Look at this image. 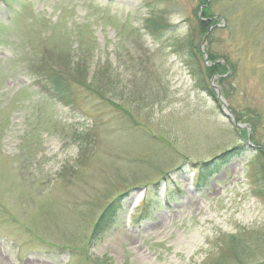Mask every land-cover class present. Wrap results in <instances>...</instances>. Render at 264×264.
I'll use <instances>...</instances> for the list:
<instances>
[{"label": "rangeland", "instance_id": "rangeland-1", "mask_svg": "<svg viewBox=\"0 0 264 264\" xmlns=\"http://www.w3.org/2000/svg\"><path fill=\"white\" fill-rule=\"evenodd\" d=\"M0 264H264V0H0Z\"/></svg>", "mask_w": 264, "mask_h": 264}, {"label": "trees", "instance_id": "trees-1", "mask_svg": "<svg viewBox=\"0 0 264 264\" xmlns=\"http://www.w3.org/2000/svg\"><path fill=\"white\" fill-rule=\"evenodd\" d=\"M207 3L209 4V0H206ZM212 20L213 19H209V20H205V21H202L201 24L203 27H206L207 28V33H208V36L210 37L211 35H213V33L215 32V30L217 29V27H215V25H213L212 23ZM208 37V38H209ZM223 58H214L212 59L213 60V64L211 66H206V70L209 72V73H212L213 77H218L220 81H224L225 78H226V72L224 70V64L221 62ZM221 75V76H219ZM217 166H214L213 168H216ZM206 172L204 170H201L199 172V174L197 175L196 177V181H197V184L199 185L201 183V180L204 179L206 177ZM118 208V206L114 205L111 206L110 208H108L102 217H105L106 215L109 216L110 213L112 214L114 211H116V209Z\"/></svg>", "mask_w": 264, "mask_h": 264}, {"label": "water", "instance_id": "water-1", "mask_svg": "<svg viewBox=\"0 0 264 264\" xmlns=\"http://www.w3.org/2000/svg\"><path fill=\"white\" fill-rule=\"evenodd\" d=\"M217 28H219V26H216ZM202 50H203V48H202ZM208 63V58L206 57V64ZM212 87H213V89L216 91V93H217V97H218V100H219V102L221 103V105H222V108H223V115L225 116V117H228V118H230V119H234L233 118V116H232V114L230 113V111H229V109H228V105H227V103H226V101L223 99V97L221 96V93H220V91L217 89V87H215L213 84H212Z\"/></svg>", "mask_w": 264, "mask_h": 264}]
</instances>
